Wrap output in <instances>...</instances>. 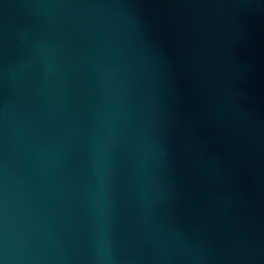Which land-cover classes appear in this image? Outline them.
<instances>
[{"label": "water", "instance_id": "obj_1", "mask_svg": "<svg viewBox=\"0 0 264 264\" xmlns=\"http://www.w3.org/2000/svg\"><path fill=\"white\" fill-rule=\"evenodd\" d=\"M0 264H264V0H0Z\"/></svg>", "mask_w": 264, "mask_h": 264}]
</instances>
